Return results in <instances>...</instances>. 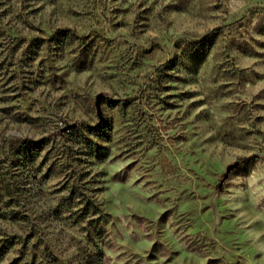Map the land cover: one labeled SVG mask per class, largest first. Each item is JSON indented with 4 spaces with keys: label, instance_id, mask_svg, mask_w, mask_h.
I'll list each match as a JSON object with an SVG mask.
<instances>
[{
    "label": "rangeland",
    "instance_id": "obj_1",
    "mask_svg": "<svg viewBox=\"0 0 264 264\" xmlns=\"http://www.w3.org/2000/svg\"><path fill=\"white\" fill-rule=\"evenodd\" d=\"M0 264H264V0H0Z\"/></svg>",
    "mask_w": 264,
    "mask_h": 264
},
{
    "label": "water",
    "instance_id": "obj_2",
    "mask_svg": "<svg viewBox=\"0 0 264 264\" xmlns=\"http://www.w3.org/2000/svg\"><path fill=\"white\" fill-rule=\"evenodd\" d=\"M102 94H97L95 99V107L97 109V113L100 116V100H101ZM239 162L235 161L231 164H228L226 166L225 172L226 174L229 173L232 169L236 168L238 166Z\"/></svg>",
    "mask_w": 264,
    "mask_h": 264
}]
</instances>
